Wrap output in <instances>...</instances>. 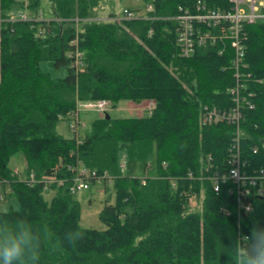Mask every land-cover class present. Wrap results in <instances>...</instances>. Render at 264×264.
Segmentation results:
<instances>
[{
	"label": "trees",
	"instance_id": "16d2710c",
	"mask_svg": "<svg viewBox=\"0 0 264 264\" xmlns=\"http://www.w3.org/2000/svg\"><path fill=\"white\" fill-rule=\"evenodd\" d=\"M193 1L146 0L152 9L144 16L121 19L117 0H47L49 16L43 0H0V198L4 178L21 214L47 227L40 264H228L230 237L264 226L259 185L243 196L253 209L240 216L233 181L216 190L209 178L229 172L237 136L243 170L264 168V20L246 26L254 107L244 108L238 135L234 123L202 122L204 105H235L236 78L229 42L180 55L172 17ZM106 9L110 18L101 17ZM20 12L27 18H18ZM43 61L67 73L53 76ZM97 99L113 107L120 101L156 106L128 117L107 111L110 118L97 117L83 139L79 130L70 138L57 131L80 101ZM18 153L23 175L57 172L66 183L45 188L22 181L9 164ZM124 157L145 169L154 164L146 183L125 174ZM78 162L107 172L105 185L113 182L115 200L108 196L100 213L104 230L79 224L80 204L70 189L76 173L70 166ZM47 189L56 192L50 201ZM68 231L79 236L74 245L63 239Z\"/></svg>",
	"mask_w": 264,
	"mask_h": 264
},
{
	"label": "built area",
	"instance_id": "2783aa9c",
	"mask_svg": "<svg viewBox=\"0 0 264 264\" xmlns=\"http://www.w3.org/2000/svg\"><path fill=\"white\" fill-rule=\"evenodd\" d=\"M230 6H210L205 0H195L190 4H181L178 6L177 13L172 18L177 21V45L179 53L183 57L193 55L201 46L214 45L219 42L222 46L229 42L233 49L232 67L234 68V76L236 83L231 87V92L235 105L229 109H219L215 106L204 105L202 122L207 125L216 124L221 121L234 123L237 127L238 135L240 133V125L243 119V110L245 107H254V103L248 98L253 95L246 84V79L251 73L245 70L247 66L245 58L247 51L246 40L248 38L246 26L247 24L255 23L259 20H264V0H229ZM152 6H148L147 10H151ZM121 19H132L139 14L130 8L123 10ZM18 18L26 19L27 15L24 12L18 14ZM15 19V18H14ZM223 48L220 52H223ZM111 101L107 99L86 100L78 103L77 109L72 113L71 117L75 120L72 125L75 132H78L81 120L79 117L80 109H91L99 112L100 115L109 111ZM156 106L154 101H149L144 111L152 112ZM79 133H77L78 135ZM257 151V148H254ZM230 169L228 173H219L216 171L209 176L212 179L214 188L219 190L220 183L231 179L234 183V189L238 196V211L239 215L249 213L253 209L251 202H244L243 196L249 193L250 186L259 185L258 193L264 194V168L255 170L254 173H247L243 170V162L239 149V137L236 140V149L232 152L229 158ZM124 166V164H123ZM70 168L75 171L70 186L71 192L77 193L83 189L89 188L93 182H101L106 177L110 178L107 172L98 174L96 170H89L82 166L79 162ZM210 166L207 167V170ZM15 174L20 176L22 181L29 185H34L38 182L44 184L45 188H50L52 185L61 186L67 181L66 177L59 176L57 172L42 173L38 176L35 172L23 175L21 167H13ZM57 171V170H56ZM7 185L10 183L7 179H1ZM142 182L146 183V177L142 178ZM10 191L6 188V191ZM3 195H1V198Z\"/></svg>",
	"mask_w": 264,
	"mask_h": 264
},
{
	"label": "rangeland",
	"instance_id": "374dc122",
	"mask_svg": "<svg viewBox=\"0 0 264 264\" xmlns=\"http://www.w3.org/2000/svg\"><path fill=\"white\" fill-rule=\"evenodd\" d=\"M43 6L46 11L47 15H50V7L47 0H43ZM147 3L146 0H117V8L115 9L117 12V16L123 17V10L125 8H130L139 14L145 15L147 12L146 9ZM42 69L45 71L50 72L53 76H64L67 73L66 67L54 68L48 62L43 61L41 63ZM147 102L144 103H135L129 101H120L118 104L113 107L110 106V114L112 117H128L135 114H142L144 113L145 107ZM99 112L96 110L91 109H80L79 117L81 120V124L79 126V134L80 139H83L87 131L90 127L92 121H94L97 117H99ZM75 124V120L70 118L61 119L57 124V131L65 137H73L75 132L72 125ZM124 162V172L125 174L131 176H139V177H146L152 174L154 169V164L152 168L145 169V165L143 162L133 161L126 159L122 160ZM11 167H23L24 160L22 153H18L13 156L10 160ZM109 187V190L106 191L105 186ZM105 185V181L102 180L101 182H93L90 184L89 188L83 189L78 191L74 194V197L79 201L80 204V221L79 224L83 228H94L97 230H104L106 229V224L101 220L100 213L105 205V200L108 196H111V200H115V188L113 182H107ZM6 188L9 189L7 185ZM54 189H47L44 192L45 198L50 201L51 198L55 195ZM3 197L0 198V203H7L11 201H17V199L12 196L10 191L4 190L2 191ZM19 204V203H18Z\"/></svg>",
	"mask_w": 264,
	"mask_h": 264
},
{
	"label": "clouds",
	"instance_id": "9594fccd",
	"mask_svg": "<svg viewBox=\"0 0 264 264\" xmlns=\"http://www.w3.org/2000/svg\"><path fill=\"white\" fill-rule=\"evenodd\" d=\"M48 235L46 226L35 225L21 214L16 201L0 203V264H40ZM78 238L77 233L68 231L63 239L74 245ZM230 240L225 252L228 264H264V226L256 223L248 233L232 235Z\"/></svg>",
	"mask_w": 264,
	"mask_h": 264
},
{
	"label": "crops",
	"instance_id": "0c3cea01",
	"mask_svg": "<svg viewBox=\"0 0 264 264\" xmlns=\"http://www.w3.org/2000/svg\"><path fill=\"white\" fill-rule=\"evenodd\" d=\"M103 12V14L101 15V17H105V18H110L109 15L107 14L108 9H106V11H101V13ZM147 13V12H146ZM47 16V15H46ZM49 16V15H48ZM129 102H133V101H129ZM100 116V115H99Z\"/></svg>",
	"mask_w": 264,
	"mask_h": 264
},
{
	"label": "water",
	"instance_id": "95a60500",
	"mask_svg": "<svg viewBox=\"0 0 264 264\" xmlns=\"http://www.w3.org/2000/svg\"><path fill=\"white\" fill-rule=\"evenodd\" d=\"M108 118H110V114L108 112L105 113Z\"/></svg>",
	"mask_w": 264,
	"mask_h": 264
}]
</instances>
